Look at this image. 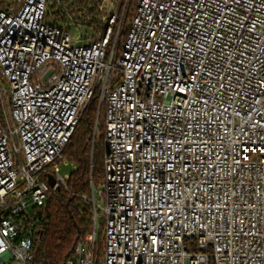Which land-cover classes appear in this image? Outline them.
Segmentation results:
<instances>
[{
	"label": "built area",
	"instance_id": "built-area-1",
	"mask_svg": "<svg viewBox=\"0 0 264 264\" xmlns=\"http://www.w3.org/2000/svg\"><path fill=\"white\" fill-rule=\"evenodd\" d=\"M97 92L104 175L64 264H264V0H4L0 264H35Z\"/></svg>",
	"mask_w": 264,
	"mask_h": 264
},
{
	"label": "trees",
	"instance_id": "trees-1",
	"mask_svg": "<svg viewBox=\"0 0 264 264\" xmlns=\"http://www.w3.org/2000/svg\"><path fill=\"white\" fill-rule=\"evenodd\" d=\"M3 6L4 0H0V8ZM99 104L97 92L64 150L74 167L68 187L49 198L40 213L45 231L36 245L35 264H64L73 257L76 243L92 229V181L98 186L104 175L105 104L97 125Z\"/></svg>",
	"mask_w": 264,
	"mask_h": 264
},
{
	"label": "rangeland",
	"instance_id": "rangeland-1",
	"mask_svg": "<svg viewBox=\"0 0 264 264\" xmlns=\"http://www.w3.org/2000/svg\"><path fill=\"white\" fill-rule=\"evenodd\" d=\"M73 32H74V34H76L77 30H73ZM97 139L100 140V134H99ZM104 157H105V152H104L103 158ZM66 159H67V163L66 164H62V170L63 171H67V172H71V170L73 169V165L71 164V161L68 158H66Z\"/></svg>",
	"mask_w": 264,
	"mask_h": 264
},
{
	"label": "water",
	"instance_id": "water-1",
	"mask_svg": "<svg viewBox=\"0 0 264 264\" xmlns=\"http://www.w3.org/2000/svg\"><path fill=\"white\" fill-rule=\"evenodd\" d=\"M101 104H100V106H99V110H98V117H97V125H98V123H99V120H100V115H101ZM50 181H51V183L52 184H54L55 183V179L52 177L51 179H50Z\"/></svg>",
	"mask_w": 264,
	"mask_h": 264
}]
</instances>
